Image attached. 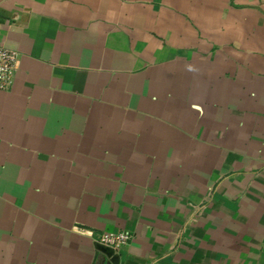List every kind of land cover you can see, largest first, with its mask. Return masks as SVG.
Masks as SVG:
<instances>
[{
	"label": "crops",
	"instance_id": "obj_1",
	"mask_svg": "<svg viewBox=\"0 0 264 264\" xmlns=\"http://www.w3.org/2000/svg\"><path fill=\"white\" fill-rule=\"evenodd\" d=\"M0 264H264V0H0Z\"/></svg>",
	"mask_w": 264,
	"mask_h": 264
},
{
	"label": "built area",
	"instance_id": "obj_2",
	"mask_svg": "<svg viewBox=\"0 0 264 264\" xmlns=\"http://www.w3.org/2000/svg\"><path fill=\"white\" fill-rule=\"evenodd\" d=\"M18 62L19 53L17 51L0 45V92L12 85ZM131 240L132 236L129 232H119L103 234L99 242L114 250H119L128 246Z\"/></svg>",
	"mask_w": 264,
	"mask_h": 264
},
{
	"label": "water",
	"instance_id": "obj_3",
	"mask_svg": "<svg viewBox=\"0 0 264 264\" xmlns=\"http://www.w3.org/2000/svg\"><path fill=\"white\" fill-rule=\"evenodd\" d=\"M96 249L100 253V258L103 260L104 258H109V264H119L120 256L116 253L112 247L104 245L100 242H96Z\"/></svg>",
	"mask_w": 264,
	"mask_h": 264
}]
</instances>
